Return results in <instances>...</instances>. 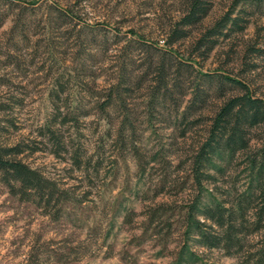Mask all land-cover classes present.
<instances>
[{"label": "clouds", "instance_id": "9594fccd", "mask_svg": "<svg viewBox=\"0 0 264 264\" xmlns=\"http://www.w3.org/2000/svg\"><path fill=\"white\" fill-rule=\"evenodd\" d=\"M201 6L183 23L191 0H0V159L34 174L0 169V264L264 260L247 199L264 196L249 170L264 162V105L234 104L238 134L208 144L224 103L264 101V0H240L203 44L233 0ZM173 49L246 88L197 100V67L177 74Z\"/></svg>", "mask_w": 264, "mask_h": 264}, {"label": "trees", "instance_id": "16d2710c", "mask_svg": "<svg viewBox=\"0 0 264 264\" xmlns=\"http://www.w3.org/2000/svg\"><path fill=\"white\" fill-rule=\"evenodd\" d=\"M233 7L228 14L223 18L222 21H220L216 28L210 31L207 35L203 37V39L199 42L202 43L203 41L207 40L209 36L213 34L214 31H218L222 27H224L225 23L230 20L231 13L234 11ZM191 11L192 16L189 17L187 20H185L183 23H188L190 20H192L194 17H196L197 13L205 12V9L201 6V0H191ZM235 23V22H233ZM179 25H177L176 30L173 31L172 36L173 38L176 37H183L186 34L179 31ZM181 33V34H180ZM203 44V43H202ZM170 54L173 56L175 55L174 51L171 50ZM181 63H187L181 60ZM225 79L232 84L239 85L242 88H246L245 84L238 80H234L233 78H230L228 76H225ZM197 89V86H196ZM198 99V97H197ZM247 103L250 107V110L252 108H255L256 105L261 104L264 105V101H257L252 99V94L249 92L248 96L237 99V100H230L226 103H224L223 107L220 108V110L217 112L214 120L211 121V136L208 141V144H213L216 141L223 139L225 135H227L229 132L232 133V136H236L239 131V124H240V118L241 116H245L246 114L243 113V111L240 114H233L231 111L232 106L237 103ZM254 120H260L261 122H264V112L262 111H256L253 114ZM219 133V135H218ZM208 145H205V148H207ZM13 151V150H9ZM221 158H223V153H220ZM15 169V178H20L24 180L25 185H30L33 182L34 174H31L28 172L27 168L22 166L19 163H12L8 161H4L3 159H0V169H3L7 171L8 169ZM249 170L252 173V179L253 183L261 188H264V162L260 163L258 165L257 161L254 158H251L249 161ZM7 179V176L5 177V180ZM197 180H199V175H197ZM249 201V205L254 202L255 200H258L259 203L256 205L259 208V216L262 220H264V196L256 197L254 198L252 195H249L247 197ZM217 206L219 207V202H217ZM191 219V218H189ZM187 249H185V252ZM180 264H186V261L184 259L183 253L181 254ZM190 264H194V261H191ZM259 264H264V260L259 262Z\"/></svg>", "mask_w": 264, "mask_h": 264}, {"label": "rangeland", "instance_id": "374dc122", "mask_svg": "<svg viewBox=\"0 0 264 264\" xmlns=\"http://www.w3.org/2000/svg\"><path fill=\"white\" fill-rule=\"evenodd\" d=\"M240 3V0H233V7L234 8V11L236 9V5ZM231 8V9H232ZM230 9V10H231ZM229 10V11H230ZM233 11V12H234ZM177 27V26H176ZM181 34V33H180ZM208 40V39H207ZM207 40L203 41L202 43L206 42ZM200 42V41H199ZM200 43V44H202ZM175 55H173L174 57L177 58V60L179 61V68L177 69V74H181V73H187L189 71V69L185 68L186 65H196L197 67V70H198V74H199V77L200 79H197L194 83V87L196 89V86H197V89H196V97H198L197 100L200 99V97L202 95H207L206 92H201V88L202 86L203 87H206L208 90H211L214 86H219V95H218V98L222 99L223 98V91H224V85H223V81H227L225 79V76H228L230 78H233L232 75L228 72H225L223 70V68H220L217 72L215 73H212V74H208V73H205L204 71L202 70H199V65L197 64L196 61H194L193 59H191L190 57H184V56H181L178 52H176L174 49H173ZM181 60H183L184 62H187V63H181ZM240 82H242L241 80L239 79H236ZM243 83V82H242ZM244 84V83H243ZM235 85V84H233ZM246 86V85H245ZM197 123H201L200 121H197ZM208 124H211V121L208 122Z\"/></svg>", "mask_w": 264, "mask_h": 264}]
</instances>
